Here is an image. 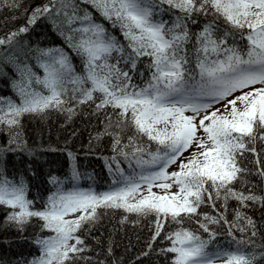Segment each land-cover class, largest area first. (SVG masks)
I'll return each mask as SVG.
<instances>
[{
    "label": "snow or ice",
    "instance_id": "obj_1",
    "mask_svg": "<svg viewBox=\"0 0 264 264\" xmlns=\"http://www.w3.org/2000/svg\"><path fill=\"white\" fill-rule=\"evenodd\" d=\"M2 7L19 11L23 0H0ZM198 16L213 19L194 32ZM40 17L52 20L68 51L37 47L7 57L19 76V102L0 97V126L11 136L0 162L12 144L24 147L26 114L55 110L71 119L81 106L103 116L98 136L111 137L117 155L108 165H115L110 190H66L65 181L50 176L56 191L41 208L28 198L24 177L9 178L0 164L5 223L23 231L35 218L41 232L53 233L38 237L40 254L21 264H91L81 234L98 224L100 209L152 218L148 248L167 241L159 251L169 264H264V225L246 211L264 209V187L258 195L252 183L256 177L264 185V0H47L26 25L0 36V47L17 48V37ZM144 57L147 79L137 72ZM79 176L73 167L70 179ZM222 228L227 245L218 241Z\"/></svg>",
    "mask_w": 264,
    "mask_h": 264
},
{
    "label": "trees",
    "instance_id": "obj_2",
    "mask_svg": "<svg viewBox=\"0 0 264 264\" xmlns=\"http://www.w3.org/2000/svg\"><path fill=\"white\" fill-rule=\"evenodd\" d=\"M45 3L47 0H23V7L15 12L10 7H2L0 36L26 25L31 10ZM82 7L87 6L82 5ZM95 15L98 21L102 20L99 14ZM13 16L17 18L13 19ZM164 19H169V16L165 15ZM212 19L211 16H198V24L191 25L192 31H199L200 27ZM104 23L106 27H110L107 22ZM28 27V32L21 33L17 37L19 41L17 48L0 47V69L3 70V74H0V97L11 98L17 103L19 96L13 87V82L19 80V76L15 66L7 62V57L12 52L19 54L21 50L29 51L37 47L42 49L64 47L68 51L63 37L52 20L40 17L35 24ZM116 35L119 36L118 31ZM70 55L77 69H81L79 57L71 52ZM28 62L33 65V70L37 74L43 76V70L35 66L34 56L30 55ZM148 63L149 58L144 57L137 65V72L144 73L145 79L150 75L146 67ZM133 82L141 83L137 74H133ZM21 125L20 139L25 142L24 147L12 144L11 147L15 150L7 152L0 164L9 178L24 177L29 189L28 198L35 201L37 208H41L47 197L56 191V187L49 183L50 176L59 177L65 181L66 190L78 187L103 192L113 187L115 165H112V171L109 170L108 165L111 163V158L117 154L113 151L111 137L98 136L105 128L103 116L95 115L92 109L81 106L71 119L66 112L49 110L44 114H26L21 119ZM10 138L9 130L0 126V147L8 146ZM69 153H72L75 159L70 157ZM73 167L80 173L76 181L70 179ZM121 167L125 169L126 174L130 172L126 162L122 163ZM252 183L257 185L255 189L257 194H261L260 189L264 185H261L256 177L252 178ZM229 203L231 219V209L236 206V202ZM206 210L211 211V209ZM246 211L258 226L264 225V209L255 206ZM99 212L101 218L98 224L91 232L81 234L90 249L85 255L92 258L91 264H95L98 260L105 261V264H113V261L115 264H169V256L162 255L159 251L160 248L168 246L167 241L157 240L151 250L148 248L152 235V218L141 219L119 209H100ZM7 215L8 210L0 207V264H21L38 256L39 246L34 241L38 237L53 235V233L41 232L40 223L42 222H38L35 218L25 226L23 231H20L14 225L5 223ZM125 215L128 216V220L122 224L121 220ZM185 227L195 228L196 225L186 222ZM239 235L237 233L238 237ZM230 239L226 231L223 228L220 229L219 243L227 245ZM256 243H260L259 237L256 238ZM109 247L113 251L111 256L107 251ZM144 252L148 255H142ZM77 264H85V262L78 261Z\"/></svg>",
    "mask_w": 264,
    "mask_h": 264
},
{
    "label": "rangeland",
    "instance_id": "obj_3",
    "mask_svg": "<svg viewBox=\"0 0 264 264\" xmlns=\"http://www.w3.org/2000/svg\"><path fill=\"white\" fill-rule=\"evenodd\" d=\"M218 107H222V105H217ZM191 151V150H190ZM185 155L187 156V155H189V153H185ZM174 170H176V166L175 165H173L172 167H170L169 168V171H174ZM176 189H173V191H175Z\"/></svg>",
    "mask_w": 264,
    "mask_h": 264
}]
</instances>
